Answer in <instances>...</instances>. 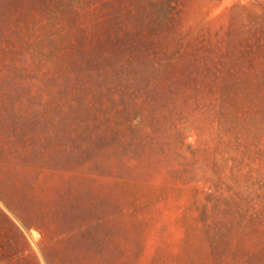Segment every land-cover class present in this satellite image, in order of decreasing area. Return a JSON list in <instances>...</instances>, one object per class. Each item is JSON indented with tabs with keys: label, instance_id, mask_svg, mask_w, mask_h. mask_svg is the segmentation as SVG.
Listing matches in <instances>:
<instances>
[{
	"label": "rangeland",
	"instance_id": "374dc122",
	"mask_svg": "<svg viewBox=\"0 0 264 264\" xmlns=\"http://www.w3.org/2000/svg\"><path fill=\"white\" fill-rule=\"evenodd\" d=\"M0 264H264V0H0Z\"/></svg>",
	"mask_w": 264,
	"mask_h": 264
}]
</instances>
